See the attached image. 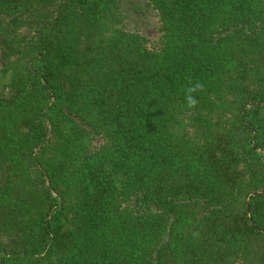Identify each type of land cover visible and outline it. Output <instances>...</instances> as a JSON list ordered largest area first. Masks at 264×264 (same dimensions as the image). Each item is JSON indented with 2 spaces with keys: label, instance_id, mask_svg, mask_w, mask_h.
Returning a JSON list of instances; mask_svg holds the SVG:
<instances>
[{
  "label": "trees",
  "instance_id": "1",
  "mask_svg": "<svg viewBox=\"0 0 264 264\" xmlns=\"http://www.w3.org/2000/svg\"><path fill=\"white\" fill-rule=\"evenodd\" d=\"M0 81V264H264V0H0Z\"/></svg>",
  "mask_w": 264,
  "mask_h": 264
},
{
  "label": "clouds",
  "instance_id": "2",
  "mask_svg": "<svg viewBox=\"0 0 264 264\" xmlns=\"http://www.w3.org/2000/svg\"><path fill=\"white\" fill-rule=\"evenodd\" d=\"M204 84L197 81L192 84L189 82V86L184 89L185 92V103L189 109H195L198 105L196 94L204 91Z\"/></svg>",
  "mask_w": 264,
  "mask_h": 264
},
{
  "label": "water",
  "instance_id": "3",
  "mask_svg": "<svg viewBox=\"0 0 264 264\" xmlns=\"http://www.w3.org/2000/svg\"><path fill=\"white\" fill-rule=\"evenodd\" d=\"M264 191H256L255 193L252 194H259V193H263Z\"/></svg>",
  "mask_w": 264,
  "mask_h": 264
},
{
  "label": "rangeland",
  "instance_id": "4",
  "mask_svg": "<svg viewBox=\"0 0 264 264\" xmlns=\"http://www.w3.org/2000/svg\"><path fill=\"white\" fill-rule=\"evenodd\" d=\"M154 35V34H153ZM151 37H153V36H151ZM0 83H2L1 81H0Z\"/></svg>",
  "mask_w": 264,
  "mask_h": 264
}]
</instances>
